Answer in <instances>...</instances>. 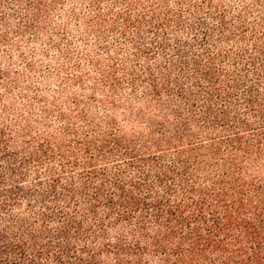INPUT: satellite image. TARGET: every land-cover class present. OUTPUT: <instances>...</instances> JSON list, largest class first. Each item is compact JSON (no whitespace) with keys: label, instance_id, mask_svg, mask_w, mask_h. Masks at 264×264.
Returning a JSON list of instances; mask_svg holds the SVG:
<instances>
[{"label":"trees","instance_id":"trees-1","mask_svg":"<svg viewBox=\"0 0 264 264\" xmlns=\"http://www.w3.org/2000/svg\"><path fill=\"white\" fill-rule=\"evenodd\" d=\"M78 8L55 89L0 68V264H264V0H0V54Z\"/></svg>","mask_w":264,"mask_h":264},{"label":"rangeland","instance_id":"rangeland-1","mask_svg":"<svg viewBox=\"0 0 264 264\" xmlns=\"http://www.w3.org/2000/svg\"><path fill=\"white\" fill-rule=\"evenodd\" d=\"M70 9V4H67L62 13ZM79 19L68 20L64 14L56 15L51 18L48 34H38L34 39L26 36L23 39L13 37L18 44V48L0 54V68L5 69L11 75L12 80L17 81L19 86L29 91L38 88L43 92L52 91L57 86L58 77L65 76L71 73V63L68 62L78 60L80 55L93 57L92 39L88 43V47H84L81 42V36L85 34L83 27L84 13L79 10ZM66 28V30H65ZM58 32L67 35L58 36ZM51 40L55 47L49 48L47 41ZM67 39V40H63ZM59 48V49H57ZM6 54V56H5ZM86 61L89 58H85ZM81 61L83 67H87L86 61ZM64 68L63 71L60 69ZM61 73L59 74L58 71ZM71 71V72H70ZM15 97L18 99V94L15 92Z\"/></svg>","mask_w":264,"mask_h":264}]
</instances>
